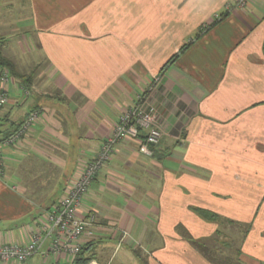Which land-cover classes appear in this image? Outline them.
<instances>
[{"label": "crops", "instance_id": "crops-1", "mask_svg": "<svg viewBox=\"0 0 264 264\" xmlns=\"http://www.w3.org/2000/svg\"><path fill=\"white\" fill-rule=\"evenodd\" d=\"M229 1L0 0V51L32 76L9 87L0 138L41 113L1 151L0 244L29 241L142 98L160 142L149 156L140 139L113 148L79 207L96 220L86 254L111 264L141 246L148 264H264V0L215 22ZM48 243L23 264H76L44 256Z\"/></svg>", "mask_w": 264, "mask_h": 264}, {"label": "built area", "instance_id": "built-area-1", "mask_svg": "<svg viewBox=\"0 0 264 264\" xmlns=\"http://www.w3.org/2000/svg\"><path fill=\"white\" fill-rule=\"evenodd\" d=\"M247 2L248 0H230L223 6L221 13L214 15V21L221 20L233 10L244 8ZM14 81V77L7 70H0V110L9 102V87ZM21 90L25 95L28 94L25 87H21ZM40 116L39 110H32L14 130L0 138V174L2 149L11 147L23 139ZM161 136V131L156 125L155 107L139 98L136 104L125 109L120 115L110 135L101 144L96 157L79 171L64 195L46 211L43 220L35 223L30 231L29 241L25 244H0V260L23 264L38 253L46 240L49 243L44 256H66L74 259L82 248L80 239L87 229L96 223L93 214L85 217L79 215L81 201L95 176L110 159L115 145L126 140L140 139L139 152L149 156L151 148L159 144ZM127 236L126 232H122L121 241ZM86 264L101 263L92 258Z\"/></svg>", "mask_w": 264, "mask_h": 264}, {"label": "trees", "instance_id": "trees-1", "mask_svg": "<svg viewBox=\"0 0 264 264\" xmlns=\"http://www.w3.org/2000/svg\"><path fill=\"white\" fill-rule=\"evenodd\" d=\"M196 36H199V35H196ZM186 46L187 45H184L183 47H181L180 51L184 50L186 48ZM262 54L264 56V39H263V42H262ZM174 57H176V56L171 57L169 62L171 60H173ZM164 67H163V69H164ZM163 69H161V71ZM0 70H7L13 77H16L17 79H19L21 81V83L25 87L29 86V82H30V79L32 78V76L30 74L26 75V74H18V73H16L13 63L10 62L8 59L2 57L1 54H0ZM195 211H196L197 214H199L200 216L204 217L207 220H215V215L212 214V213H209V212L204 211V210H199V209H196ZM92 258H93L92 255L86 254L85 246H83L81 248V251L74 258V262L76 264H86ZM212 262L215 264L214 260H212ZM225 262L226 261H221V260L219 261L220 264H224ZM216 264H217V262H216Z\"/></svg>", "mask_w": 264, "mask_h": 264}, {"label": "rangeland", "instance_id": "rangeland-1", "mask_svg": "<svg viewBox=\"0 0 264 264\" xmlns=\"http://www.w3.org/2000/svg\"><path fill=\"white\" fill-rule=\"evenodd\" d=\"M201 32H204V30L201 29L199 31V34H201ZM0 54L2 57L6 58L10 62H12L14 65V62L11 60V58H8V52L7 51H6V53H3L0 51ZM168 62L169 61H167V64H168ZM14 67H15L16 73L24 74L23 72L19 71L15 65H14ZM24 68H27V67H24ZM24 68L22 67V69H24ZM27 70H29V69H26V71ZM14 78H16V77H14ZM193 246H196V245H193ZM124 251L128 252V259H124L121 252H119L118 254L113 255V257L111 258V261H110L111 264H148L147 262H148V258H149L148 257L149 253L147 252V250L144 247L134 246V248L132 250L125 248ZM216 262H217V264H220L219 261H216Z\"/></svg>", "mask_w": 264, "mask_h": 264}]
</instances>
